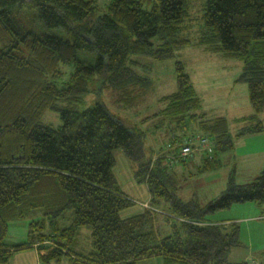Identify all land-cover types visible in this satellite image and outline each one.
<instances>
[{
  "label": "trees",
  "instance_id": "1",
  "mask_svg": "<svg viewBox=\"0 0 264 264\" xmlns=\"http://www.w3.org/2000/svg\"><path fill=\"white\" fill-rule=\"evenodd\" d=\"M195 4L0 0V264L34 246L40 264L66 257L73 264H138L155 257L165 264H236L230 256L242 246L240 225L208 216L234 204H264V170L244 185L232 174L222 195L203 205L197 195L185 200L177 193L176 167L200 154L197 173L217 171L238 139L264 132V0L201 2L195 44L244 64L239 81L249 86L254 113L235 120V131L226 117L201 112L202 100L179 61L177 91L160 100V113L141 122L159 118L156 130L169 124L175 126L169 131L182 134L157 157L146 131L127 125L102 101L81 109L96 77L98 89L115 91L116 104L132 106L152 82L151 67L136 57L163 61L191 45L183 34ZM66 78L63 91L56 81ZM48 110L59 112L61 125L43 122ZM192 125L198 132H188ZM204 136L215 142L212 155L197 151L189 161L169 164L178 153L174 144ZM116 150L135 164L136 181L152 197L149 208L128 218L122 212L137 202L114 174ZM30 213L41 216L29 224L27 241L9 242V224ZM84 228L91 231L89 248L80 243Z\"/></svg>",
  "mask_w": 264,
  "mask_h": 264
},
{
  "label": "rangeland",
  "instance_id": "2",
  "mask_svg": "<svg viewBox=\"0 0 264 264\" xmlns=\"http://www.w3.org/2000/svg\"><path fill=\"white\" fill-rule=\"evenodd\" d=\"M203 1L205 2V0H196L191 19L185 24L183 36L192 41L191 45L180 47L176 50L174 57L163 61L155 60L148 56L136 57L142 63H145L146 66L151 67L150 78L152 82L147 92L136 100L132 106L125 108L116 104L114 101L116 99L115 91L106 85L98 89L99 80L96 77L90 86L91 92L84 96L85 104L81 109L89 108L97 101H102L112 114L119 117L127 125L141 127L146 131L148 145L154 142L159 146L161 152H165L166 143L172 140L176 133L169 130L175 129V126L167 124L160 130H156L155 126L159 123V118H155L154 121L152 119L144 124L141 122L146 117H153L160 113L164 105L160 100L177 91L176 64L179 61L191 77L196 92L202 100L201 112L210 114L213 117L222 116L231 120L233 117L238 119L251 116L254 113V108L250 99L249 86L247 83L239 81V77L244 70L243 61L240 58L225 57L222 54L210 52L205 47L195 44V39L201 28L200 25H203L199 17L202 8L201 2ZM106 2L108 0H99L102 6ZM69 69V67L63 69L62 72ZM71 69L74 68L72 67ZM54 78L48 76L50 81H54ZM66 79L62 83L58 80L56 81L59 88L63 89V91L69 86V78ZM61 105L65 106L64 104ZM207 107L213 108L217 113L214 110L207 109ZM259 119L264 125V113L260 115ZM43 122L54 127L62 124L59 112L51 110L45 112ZM195 130L194 125H192L191 127L189 126L188 132H198ZM158 131L162 134H159ZM242 138H240L242 140L236 142L235 149L228 154V158L224 159V155L222 156L223 167L219 169V173L216 175L218 177L209 179V182H207V177L197 173L199 162L187 166L181 165V168H185V171L178 175L177 183L179 187L177 186V193L185 200L197 195L200 203L206 205L211 200L221 196L227 189L228 183L226 184L224 176L227 175L228 171L230 176L233 174L236 182L240 185L255 181L264 170V132L247 135ZM114 155L116 160L114 174L119 185L125 193H130L133 197L130 198L137 202L136 205H142L149 199L150 194L147 185L136 181L135 164L127 158L122 150H116ZM189 173L193 174V176H189ZM136 205L123 211L122 217L128 218L132 216L133 210L138 208ZM40 216L39 214L33 217L30 213L26 218L11 222L8 239L14 240L20 234H26L28 237L29 224L35 219L38 220ZM209 218L223 223H229L228 221L232 220L240 225L242 246L233 250L230 256L232 263H244L249 255L263 257L262 254H256L253 251H264V204L261 205L255 202L234 204L228 209L209 215ZM80 243L85 248L90 247L91 231L89 229H83ZM60 264L73 263L66 257Z\"/></svg>",
  "mask_w": 264,
  "mask_h": 264
},
{
  "label": "crops",
  "instance_id": "3",
  "mask_svg": "<svg viewBox=\"0 0 264 264\" xmlns=\"http://www.w3.org/2000/svg\"><path fill=\"white\" fill-rule=\"evenodd\" d=\"M207 109H210V110H214L213 108H208L207 107ZM215 111V110H214ZM216 112V111H215ZM217 113V112H216ZM245 117H247V116H245ZM237 117H233V119L231 120L230 118H229V120H230V122H231V127H232V129L235 131V129L236 128H238V127H240V124H238L237 122H235V120H237L236 119ZM241 118H243V117H241ZM235 119V120H234ZM238 119H240V118H238ZM158 133H159V131H158ZM159 134H162V133H159ZM176 135H182V134H179V133H177ZM175 135V136H176ZM184 136H185V134H184ZM242 139H244V138H242ZM242 139H238V140H242ZM237 140V141H238ZM152 142V141H151ZM150 146H153V148H154V150H155V152H154V157H157V156H159V155H161V152H159L160 151V148H159V146L156 144V143H154V142H152V144L150 145ZM234 151V150H233ZM230 154V153H229ZM226 158H228V154H226L225 156H224V159H226ZM200 163L199 165H198V167H197V170L199 169V167H200V165H201V155L200 154H196L195 156H194V158L190 161V163L189 164H194V163ZM176 170H177V173L179 174H182V173H184V171H185V168H181V166L179 165V166H177L176 167ZM218 171V172H217ZM217 171H214V172H210V173H206V174H203V176H205V177H207V182H209L210 180L209 179H212V178H214V177H218V176H216L218 173H219V170H217ZM215 172H217V173H215ZM259 175V174H258ZM225 177V181H226V184L228 183V181H229V178H230V172L228 171V173H227V175L226 176H224ZM207 182H205L206 184H207ZM135 183H136V181H135ZM148 188V187H147ZM149 191V190H148ZM132 192V191H131ZM132 194V193H131ZM149 194H150V192H149ZM128 195L131 197V198H133L131 195H130V193H128ZM151 194L149 195V199L147 200V201H145L142 205H136V207H138V208H136V210H133V212H132V216L133 215H137V214H140L141 212H143V210L146 208V206L144 205V204H149L150 203V200H151ZM209 221L210 222H213V223H221V222H217V221H214V220H211L210 218H209ZM224 222H226V221H224ZM228 222H234V221H232V220H229ZM15 225V224H14ZM9 226H11V224L9 225ZM9 232H10V227H9V230H8V235H9ZM7 235V238L9 237ZM9 240V239H8ZM9 241H11V242H15V243H19V242H26L27 241V235L25 234V235H21L20 234V236H18L17 238H15L14 240L12 239V240H9ZM233 252V251H232ZM253 252H256V254H262L263 255V257H256V256H254V255H249V257H248V259H245L246 261L244 262V263H246L250 258H260V259H264V251H253ZM232 254V253H231ZM41 262H40V253H39V251H38V248L36 247V246H34V247H32V248H29V249H26V250H23V251H20V252H17V253H15L14 254V256L12 257V259H11V262H10V264H40ZM138 264H165V262H164V260L161 258V257H155V258H152V259H148V260H144V261H142V262H139Z\"/></svg>",
  "mask_w": 264,
  "mask_h": 264
},
{
  "label": "built area",
  "instance_id": "4",
  "mask_svg": "<svg viewBox=\"0 0 264 264\" xmlns=\"http://www.w3.org/2000/svg\"><path fill=\"white\" fill-rule=\"evenodd\" d=\"M214 145V140L207 136L186 139L183 144L176 143L174 144V148H178V153L176 156L170 158L169 164L173 166L189 161L193 158L195 152L197 151L212 155L215 148ZM144 205L146 208L150 207L149 204ZM246 264H264V260L251 258L246 262Z\"/></svg>",
  "mask_w": 264,
  "mask_h": 264
}]
</instances>
